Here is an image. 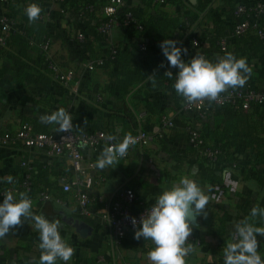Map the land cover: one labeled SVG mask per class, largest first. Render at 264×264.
<instances>
[{"label":"crops","instance_id":"1","mask_svg":"<svg viewBox=\"0 0 264 264\" xmlns=\"http://www.w3.org/2000/svg\"><path fill=\"white\" fill-rule=\"evenodd\" d=\"M206 1L123 0V6L134 8L142 14L159 11L173 19L174 23L165 30L166 39L177 40L178 46L187 49L186 53H182L186 61L193 57V38L201 41L212 61L223 56L220 41L225 38L228 52L238 58H246L252 68L246 84L264 88V53L247 51L244 44L238 47L237 38L232 35L237 21L234 15L236 7L240 4L252 5L256 0H208L209 3L201 7ZM14 2L20 14L14 19L16 29L13 33L17 30L25 33L27 26H32L22 18V14L29 3L36 2L42 9L36 21L43 23L42 39L51 40L49 55L52 59L55 62L69 61L71 53L76 57L83 56V59L70 61L66 65L75 66L78 70V92L73 93L51 76L46 68V56L44 62L40 50L33 47L31 40L27 42L25 38L16 36L9 47L4 49L0 46V71L5 73L0 78V189L8 177L19 179L31 173L37 187L55 190L69 201L67 206L54 201L43 204L33 202L32 208L36 215L42 214L49 220L59 221L61 235L74 248L69 264H83L90 258L97 264H151L147 253L154 247L153 242L143 238L136 240L135 230L117 240L100 219L103 203L116 198L120 190L130 188L150 204L156 202L163 190L178 183L182 176H190L209 197V204L205 208L206 218L201 216L194 220L195 227L191 234L201 243L193 244L197 251L186 257L187 264H224L223 246L233 239L238 222L247 219L256 226H264V217L250 216L253 207L264 208V162L256 161L242 144L229 145L248 133L264 138V107L235 113L213 106L206 122L198 125L210 140L227 143L224 148L234 160L229 163H207L190 147L183 121L172 129H163L160 125V113L179 116L182 109L181 97L168 77L164 76L167 70L175 74L177 69L168 68L160 44L152 52L141 51L139 44L133 46L127 42L122 27L114 28L113 41L120 53L127 60H133L132 68L136 74L142 73L140 82L130 87L123 99L118 96L119 86L111 80L109 70L101 66L91 71L80 69L82 61L94 60L95 55L98 58L108 54L97 31L99 20L93 17L81 19L78 2L69 3L66 7L52 0ZM2 7L0 1V14ZM85 35L87 39H92V42H87L88 50L84 45ZM64 38H69V41L76 38L79 46L72 44L69 47ZM162 64L164 67L160 66ZM153 74L157 76L156 87L150 85L148 78ZM26 76L31 80L25 81ZM12 77H16V80ZM139 88L141 92L137 91ZM146 91L149 94L145 97ZM61 107L71 113L78 130L86 131L103 128L114 113L130 108L137 116L139 127L155 137L149 146L135 149L129 156L119 158L116 164L103 170L94 166L91 171L93 186L89 194L96 199L95 215L89 218L80 217L74 210L75 199L70 194L62 193L60 176L73 174L68 157L49 160L45 151L30 150L20 141L8 145L1 142L4 133L15 135L26 122H30L37 132H56L53 126L41 123L39 118ZM119 130L129 131L124 127ZM105 148L103 145L81 147L87 164L94 162L95 165ZM23 162L26 164L23 165ZM71 218L85 220L93 227V233L86 238L81 237L69 222ZM31 223V220L25 221L0 239V264L7 261L39 264V233ZM257 239L261 246L260 254L264 257V238L258 235Z\"/></svg>","mask_w":264,"mask_h":264},{"label":"clouds","instance_id":"2","mask_svg":"<svg viewBox=\"0 0 264 264\" xmlns=\"http://www.w3.org/2000/svg\"><path fill=\"white\" fill-rule=\"evenodd\" d=\"M42 9L38 3H29L24 14L29 22L39 19ZM179 41L165 39L160 47L168 61V68H175V74L167 70L164 76L173 80V89L188 104H197L204 99L216 100L218 96L228 89L242 88L251 76L252 68L244 57H237L226 52L215 61L207 59L197 53L190 60H184ZM164 67V65H160ZM156 75L148 76L152 86H157ZM40 121L53 126L56 132H69L73 129V117L70 112L61 107L51 113L42 114ZM112 139V137H109ZM86 140L80 141V147L87 146ZM130 146L129 139L113 147H106L97 159L95 167L101 170L116 164L119 158L127 154ZM118 165V164H117ZM11 177L7 182H11ZM0 202V239H3L25 221H32V227L38 231L41 250L39 264H69L74 248L66 238L61 235L60 223L49 220L44 215L33 213V201L26 193L14 194L11 191L3 194ZM209 197L202 190L200 184L190 176H182L178 183L163 190L156 198L155 204L143 214L139 221L131 217L135 228L134 238L151 240L154 247L147 257L151 264H187L186 257L196 248L188 243L189 236L195 227L194 220L204 216ZM250 216L264 217V208L255 206ZM264 238V226H256L247 219L238 222L232 240L223 246L224 264H264V257L260 254V242L257 236Z\"/></svg>","mask_w":264,"mask_h":264},{"label":"built area","instance_id":"3","mask_svg":"<svg viewBox=\"0 0 264 264\" xmlns=\"http://www.w3.org/2000/svg\"><path fill=\"white\" fill-rule=\"evenodd\" d=\"M3 3L2 12L0 14V46L4 47L10 37V34L15 27V22L8 15V4L12 0H0ZM59 3L64 7L65 4L73 0H52ZM90 6H88L89 8ZM123 7V0H112L111 4L103 8V20L98 26V33L102 37L105 48L110 49V53L114 56L118 53L116 48H113V31L114 28L121 25H128L132 21H136L131 12L122 15L120 13ZM91 10L93 8L90 7ZM264 14V0H256L252 5L240 4L234 11L235 18L237 19L234 27V36L243 35L248 29L256 28L257 18ZM143 27L139 25V29ZM259 35L264 37V32L259 31ZM83 36H81L82 38ZM194 56L197 53L204 55L209 59V55L201 45L198 38L192 40ZM51 40L47 39L42 44V50L45 52L48 68L51 71L54 79L59 82L63 87H66L73 93L78 92L79 79L77 78L78 70L75 66H63L55 62L49 55ZM141 51L147 50V44L141 42L139 44ZM220 49L227 50V40L221 39ZM103 64V59L85 60L80 63L82 71H91ZM182 109L181 113L207 119L211 108L213 106H226L229 105L234 109H242L248 111L252 106H264V88L256 87L252 84H246L242 88L228 89L221 93L216 100L209 101L204 99L197 104H188L181 97ZM144 115V114H143ZM178 116L164 113L160 116L159 122L163 129H172ZM73 129L69 132H37L34 130L30 122L22 125L20 130L15 134L6 132L2 135L1 142L4 145L10 143H17L18 141L34 151H45L49 160L61 157H68L70 160L73 174L64 173L60 176V183L62 193L70 194L75 199L76 206L74 210L80 217L89 218L95 215L94 204L96 199L90 196L89 191L93 186V176L91 174L94 169V162L88 163L80 147V141L86 140L89 148H96L99 146L113 147L116 144L113 139H109V135L103 128H98L94 131L78 130L73 121ZM130 141L127 157L135 149H144L149 146L154 140V136L145 128L139 127L136 133L126 137ZM187 138L190 147L196 155L202 159L210 162L218 161L223 155V149L211 143L206 136L202 133L199 126L190 124L187 127ZM23 165L26 163L23 162ZM36 186V182L31 173L25 174L21 180L11 179L0 189V202L3 201V194L8 191L18 195L22 191H31ZM33 202L43 204L47 201H54L60 205L67 206L69 201L62 195L58 194L55 190L42 189L34 198ZM155 202L147 204L143 199L139 198L134 190L126 188L120 190L116 198L108 200L103 203L100 219L107 229L114 235L117 240L126 236L129 231L135 230L131 223V217H135L139 221L140 217L150 209ZM188 243L197 244L201 240L192 234L189 236ZM131 264V263H127Z\"/></svg>","mask_w":264,"mask_h":264},{"label":"trees","instance_id":"4","mask_svg":"<svg viewBox=\"0 0 264 264\" xmlns=\"http://www.w3.org/2000/svg\"><path fill=\"white\" fill-rule=\"evenodd\" d=\"M14 1L15 0H12L10 2V4H8V6H7L8 11L7 12H8V15L15 22L16 17L20 13L18 11V8H19L18 5L14 4L15 3ZM72 2H78V14H79L81 19L93 17V18H96L97 20H99V24L103 20V8L105 6L111 4L110 0H73L69 3H72ZM69 3L65 4L64 7H66ZM206 3H209V1L207 0L204 4L201 5V7L205 6ZM88 6L93 8V10H91L90 7L88 8ZM127 12H131L134 15L135 20H136V21H132L128 25H121L120 26L123 28V32H124V35L127 39V42L132 44L133 46H136V44H140L141 42H145L147 44V50H149L150 52H152L158 46V44H161V42L166 39L167 33L165 32V30L168 28L169 25L174 23V20L171 19L169 16H167V14L159 12V11L156 13L142 14L134 8H125L123 6L120 13L122 15H124ZM22 18L29 22L27 16L24 14V12L22 14ZM30 23H32L31 24L32 26H27L25 33H21L20 31L18 32V30L13 33V31L16 29L14 27L11 34H10V37H9V39H8V41L4 47L5 48L9 47L11 42H13L14 37H16V36H18V38H25L26 40H28L27 42H29V40H31L33 47H36L37 49L40 50V53L42 55V59L44 62H46L45 61V53L41 47L42 44L48 39V38L42 39L43 35H44L43 23L37 22V21L30 22ZM257 24H258V26L256 28H250L243 35H240V36H234V30H233L232 35L234 38H237V46L238 47L241 46L242 44H244L245 49L247 51H252L254 53H264V37H261L259 35V31L262 30L264 32V14L257 18ZM139 25H141L143 28L139 29ZM97 27H96V29H97ZM152 34H154V36ZM68 39L64 38V42L69 47L72 44L79 46L78 45L79 43H78L76 38H73L72 40L70 39L71 41H69ZM84 42H86L84 45L88 50V46H87L88 43L87 42H92V39H90V38L87 39V36H86ZM112 46H113V48H116L118 50V53L115 54L114 56L110 53L109 48H105L108 52V54H106L105 57L100 56L97 58V56L95 55V56H93L94 58H92V59H94V60L103 59V64L101 65V67L106 68L107 70L110 71L111 80L119 86L118 96L125 99L129 88L132 87L136 82H140L139 79L141 78L142 73L139 72L138 74H136L134 72V70L132 68L133 60H131V61L127 60L123 56V54L120 53V49L114 43V41L112 43ZM4 47H2V48H4ZM228 51L229 50L227 48L226 51H222L223 52L222 54L224 55ZM193 57H194V53H193ZM74 58H76V59H74ZM79 59L82 60L83 56L76 57V56L72 55V53H71V55L69 56V61H59L57 63H59L62 66H64V65L66 66V65H69L70 61H76L77 62ZM88 60H91V59H88ZM46 66H47L46 67L47 70L51 73V71L48 68L47 62H46ZM140 70H142V68H140ZM26 75H28V73ZM3 76H5L4 71H0V78ZM51 76H53L52 73H51ZM12 79L16 80V77H12ZM24 80L30 81L31 79L29 76H26V77H24ZM44 81L46 82V78H44ZM149 82H150V85H152V82L151 81H149ZM173 82H174V79L170 80L171 85L173 84ZM141 88H139L137 91L141 92V90H142ZM143 91H144V89H143ZM148 94H149V92L146 91V93H144V96L146 97V95H148ZM1 106H2V103L0 101V109H1ZM217 107L227 109V110H230V111L235 112V113H243L244 112V110H242V109H234L233 107H231L229 105L217 106ZM255 107L260 108L257 106H252L251 108H255ZM262 107H264V106H262ZM163 114L164 113H160L159 118ZM180 121H183L184 129L186 130V133H187V127L190 124H195V125L199 126L198 123H205L206 122L205 119H201L200 117L187 115L185 113H179V116L176 120V124L174 127H176ZM120 127L121 128L124 127V129L128 128L129 131L125 132L123 130H119ZM103 129L105 130L107 135L112 137V139L114 140V143L117 145V144L121 143L128 135H131V134H134L137 132V130L139 129V121L137 119L135 112L132 109L125 108V109L121 110L120 112L114 113L111 117L110 122L104 124ZM206 138L211 143L221 147L223 149V155L216 162H210V161L204 159L205 162L216 164V163H224V162L229 163L230 161L234 160V157H231L229 151L225 150V148H224V147H226L227 143L222 144V143H219L218 141L210 140L208 137H206ZM232 144H242L253 154L256 161L264 162V138L258 137L256 135L251 134V133H248V134H245L244 137L242 136V138H239L236 142L232 141L229 143V145H232ZM14 179H17V178H14ZM17 180L20 181L21 178H19ZM7 183L8 182L6 181L4 185H7ZM41 190L42 189H40L36 185L32 188L31 191H28V192L22 191L21 193H26L30 198H34V197H36V195ZM222 257H223V255H222ZM223 261H224V259H223ZM84 262L85 263H83V264H97L92 258L86 259ZM5 264H14V261H7Z\"/></svg>","mask_w":264,"mask_h":264},{"label":"water","instance_id":"5","mask_svg":"<svg viewBox=\"0 0 264 264\" xmlns=\"http://www.w3.org/2000/svg\"><path fill=\"white\" fill-rule=\"evenodd\" d=\"M69 222L72 223L76 231L83 238H86L93 233V227L81 218H71Z\"/></svg>","mask_w":264,"mask_h":264}]
</instances>
